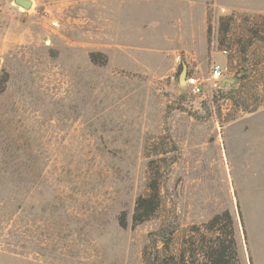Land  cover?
Listing matches in <instances>:
<instances>
[{"label":"rangeland","instance_id":"rangeland-1","mask_svg":"<svg viewBox=\"0 0 264 264\" xmlns=\"http://www.w3.org/2000/svg\"><path fill=\"white\" fill-rule=\"evenodd\" d=\"M108 17L107 0H0V264H177L226 211L239 264H264V0H205L188 54L150 21L110 37ZM215 64L234 89L209 88Z\"/></svg>","mask_w":264,"mask_h":264},{"label":"crops","instance_id":"crops-1","mask_svg":"<svg viewBox=\"0 0 264 264\" xmlns=\"http://www.w3.org/2000/svg\"><path fill=\"white\" fill-rule=\"evenodd\" d=\"M107 4L110 37L132 39L130 35H126V32H131L132 29L127 25V22L130 23L129 17L132 22L137 21L138 24L150 21L153 22L151 28L152 33H155L153 37L163 38L169 44V48L166 49L175 53L178 51L185 54L192 53L195 48V22L197 17H200L202 23L205 18V0H107ZM176 6L178 11L175 9ZM148 8L157 14L162 13V26L159 20L147 19V15L143 17V14L148 12ZM197 10L200 15H196ZM173 11L177 15L174 18ZM136 29L140 30L139 27Z\"/></svg>","mask_w":264,"mask_h":264},{"label":"trees","instance_id":"trees-1","mask_svg":"<svg viewBox=\"0 0 264 264\" xmlns=\"http://www.w3.org/2000/svg\"><path fill=\"white\" fill-rule=\"evenodd\" d=\"M224 19L220 22V33L226 32L228 28V23ZM210 26L207 25V36L209 40ZM220 34V35H221ZM257 34V33H256ZM224 43V38L222 35L219 38V47H222ZM248 71L245 70L244 73ZM242 74V75H243ZM239 72H236L233 78L236 81L240 79ZM241 75V76H242ZM242 76V78H244ZM235 85H230L231 89H234ZM225 97L235 98L236 96L227 95ZM256 105L248 110V112L254 111ZM148 192L146 195H139L135 199L134 209L132 213V221L135 224L142 223L152 217L159 203V184L156 178L149 180L148 182ZM121 226H125V219L121 218L119 221ZM219 227V228H217ZM220 230L225 234V238L220 237L216 234L214 238L207 239L205 231ZM199 234L198 239H191L189 242V247L196 245L197 248H190V250L183 251L178 254L177 264H239L236 250L235 242L233 239V228L230 214L226 211L222 214L215 215L210 221L204 224V230H196ZM167 234L170 231L166 232ZM167 236H161V241H166Z\"/></svg>","mask_w":264,"mask_h":264},{"label":"built area","instance_id":"built-area-1","mask_svg":"<svg viewBox=\"0 0 264 264\" xmlns=\"http://www.w3.org/2000/svg\"><path fill=\"white\" fill-rule=\"evenodd\" d=\"M53 25H57V22L54 21ZM223 71V68L218 64L212 66L207 78L210 89L219 90L221 88V81L225 78ZM204 83L203 79H199L194 75H188L186 77L185 87H187L192 94L199 95L204 92Z\"/></svg>","mask_w":264,"mask_h":264},{"label":"water","instance_id":"water-1","mask_svg":"<svg viewBox=\"0 0 264 264\" xmlns=\"http://www.w3.org/2000/svg\"><path fill=\"white\" fill-rule=\"evenodd\" d=\"M13 2L25 9H28L32 6V0H13ZM187 76V64L185 62H182L178 77L179 84H184L183 86H185ZM235 81L236 78H224L221 81V87H224L225 84H233Z\"/></svg>","mask_w":264,"mask_h":264}]
</instances>
